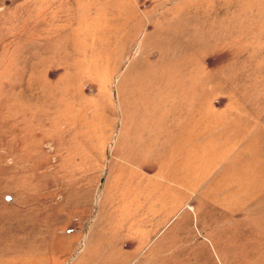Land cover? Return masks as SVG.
<instances>
[{"label":"rangeland","instance_id":"1","mask_svg":"<svg viewBox=\"0 0 264 264\" xmlns=\"http://www.w3.org/2000/svg\"><path fill=\"white\" fill-rule=\"evenodd\" d=\"M0 264H264V0H0Z\"/></svg>","mask_w":264,"mask_h":264}]
</instances>
